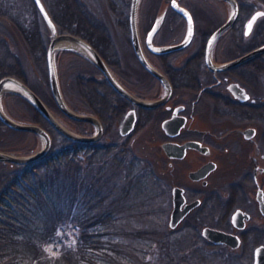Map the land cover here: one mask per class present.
I'll return each instance as SVG.
<instances>
[{"label": "rangeland", "instance_id": "374dc122", "mask_svg": "<svg viewBox=\"0 0 264 264\" xmlns=\"http://www.w3.org/2000/svg\"><path fill=\"white\" fill-rule=\"evenodd\" d=\"M79 1L90 22L100 26L108 34L109 42L104 41L106 44H102V40L99 42L98 38L97 41L108 59L103 57L108 60L123 83L139 95L152 96L161 92V83L144 69L131 44L129 27L131 0ZM240 1H242V10H248L246 18H249L255 10L264 9V0ZM44 2L46 4L47 0ZM180 2L193 12L196 22V36L188 51L197 49L201 41L206 43L212 31L223 23L230 13V4L226 0H180ZM163 11L167 17L166 20L164 19L165 23L163 22L161 31L155 35L154 42L181 40L184 37L186 20L171 7L168 0H141L138 18L142 40L145 39L156 17ZM39 16L41 40L45 46L44 60L36 57L35 52L19 34L14 22L2 18L0 19V36L3 38L0 42L1 55L9 64L14 62L20 64L23 76H17L42 97L62 122L77 131H92L91 124L67 116L54 99L46 62L51 32L40 13ZM244 28L245 24L223 33L215 45L216 59H226L241 52L242 49L237 46L236 41L238 34H245ZM249 37L245 38L246 45L249 41L264 40V15L256 20ZM178 56L182 57V60L186 56V51H181ZM151 57L155 59L157 65L162 66L159 58L153 55ZM57 63L62 91L67 102L75 110L94 113L92 104L80 90L78 80L79 77L90 75L104 77L102 72L86 57L71 50L59 51ZM172 63L176 65V60ZM263 81L264 76L260 85H264ZM4 105L13 118L37 122L46 127L53 137L52 150L60 151L74 143L60 134L43 119L32 104L17 94L6 93ZM122 118L123 116L119 117L113 125L107 127L104 137L97 142L102 146L116 144L117 147L109 155L102 157L100 151L97 158L90 160L87 154L78 153L72 156L74 163L63 158L57 165H52L50 169L41 172L44 192L33 200L27 217L29 224L40 230L45 224L52 223L56 225V230L61 225L75 226L77 240L69 246H64L62 250L74 248L79 243L81 233L78 217L87 209V200L97 195L98 198H104L103 212L109 211L115 217L109 227L105 229L104 226L102 227L106 231L102 239L108 240L101 251L102 264H163L165 256L166 258L176 256V252L172 250V242L176 241L178 244L183 234H186L184 232L186 223H182L179 229L169 226L173 205L172 188L176 185V168L173 159L162 147L166 136L161 127V118L154 117L142 121V126L136 127L127 136L119 132ZM39 145L40 140L36 133L15 130L0 120L1 150L29 153L37 150ZM123 148L126 150L121 151ZM19 166L21 165L0 161V174ZM95 212L99 213V210ZM214 222L217 224L216 218H213ZM193 235L191 244L193 246L196 244V248L202 245L201 251H203L205 246L202 239L196 234ZM43 248L49 253L46 242ZM55 256L58 255L53 257ZM205 261V264L226 263L213 259Z\"/></svg>", "mask_w": 264, "mask_h": 264}, {"label": "flooded vegetation", "instance_id": "af4514ba", "mask_svg": "<svg viewBox=\"0 0 264 264\" xmlns=\"http://www.w3.org/2000/svg\"><path fill=\"white\" fill-rule=\"evenodd\" d=\"M242 12L240 3L238 19L225 32L239 27L238 21ZM249 18H245L242 23L245 24L244 33ZM252 30L249 34H238L236 44L242 49L239 54L226 59H216L213 52L215 61L236 58L264 43V40H254L246 45L245 38H250ZM147 33L142 40L147 55L170 78L173 83V94L166 103L153 108L136 105L137 123L138 120L146 121L156 117L162 119V127L164 119L176 114V134L171 137L162 127L166 136L163 142L167 140L176 142V157L171 159L176 168V188H182L185 197L181 207L194 203L176 225V229H179L182 223H186L184 232L196 234L202 239L205 248L201 253L207 260H219L229 264H255L256 248L264 245V85H260L264 75H261L259 66L260 58H264V54L239 66L214 72L205 61L207 41L206 43L201 41L197 49L188 51L196 36V22L195 34L190 44L172 52L163 54L152 52L146 45ZM222 36L223 34L218 40ZM181 40L155 43L171 44ZM184 50L186 56L181 60L182 57L180 58L178 54ZM152 55L160 59L163 67L157 65ZM175 60L176 65L172 63ZM144 69L161 83V92L144 96L126 86L138 96L149 99L162 97L164 87L161 80ZM170 74L173 75L175 82ZM232 82L242 86L245 92L241 91V94H248V97L242 99L236 96L230 89ZM113 90L125 99L126 110L122 115L124 118L125 113L134 105L131 100ZM116 94H113V99H116ZM18 96L30 103L21 95ZM94 113L104 123L105 135L108 126L99 113L95 111ZM88 123L92 125V131L79 132L92 134L94 125ZM82 145L88 146L90 143ZM94 146L102 145L96 142ZM213 218L217 219V224L213 223ZM207 226L236 235L239 244L233 246L228 242H214L203 233ZM195 245L188 244L194 256L197 249ZM197 247L202 249V245Z\"/></svg>", "mask_w": 264, "mask_h": 264}, {"label": "trees", "instance_id": "16d2710c", "mask_svg": "<svg viewBox=\"0 0 264 264\" xmlns=\"http://www.w3.org/2000/svg\"><path fill=\"white\" fill-rule=\"evenodd\" d=\"M240 2L242 4V1ZM46 5L59 28L82 35L108 59L99 43L100 40L102 44H106L104 41L109 42L108 34L100 26L90 22L79 0H47ZM247 14L248 10L244 9L238 21L239 25L245 21ZM39 17L33 0H0V19H11L36 57L44 60L45 46L41 40ZM0 38V42L3 41L1 36ZM1 54L0 49V77L6 74L22 77L20 64L7 63ZM259 66L264 75V58H260ZM170 76L175 82L173 75ZM78 85L94 111L102 116L108 127L122 117L125 99L115 93L104 77L82 76L79 77ZM113 94H116V99H113ZM142 124V120H138L136 127ZM116 147V144L97 147L74 142L60 151L52 150L48 156L34 164L19 166L0 174V264H102L101 251L108 241L102 239L105 231L102 227L104 226V229L109 227L115 219L109 211L103 212L104 198H98L96 195L87 200V209L78 217L81 226L79 243L74 248L63 249L55 257L48 255L43 246L54 235L56 225L45 224L42 230L37 229L29 224L27 213L32 207L33 200L44 192V183L40 175L45 169L57 165L63 158L74 163L72 156L78 153L87 154L89 159L93 160L101 151V156L105 157ZM125 150L126 148H123L121 151ZM96 210H99V213H96ZM190 234L189 232L183 234L177 245L176 241L172 242V250L176 252V256L175 258L165 256L163 264H205L206 258L201 249L197 248L194 256L192 248L188 246L194 236Z\"/></svg>", "mask_w": 264, "mask_h": 264}, {"label": "water", "instance_id": "95a60500", "mask_svg": "<svg viewBox=\"0 0 264 264\" xmlns=\"http://www.w3.org/2000/svg\"><path fill=\"white\" fill-rule=\"evenodd\" d=\"M39 13L43 17L46 25L51 32V40L47 48L46 62L49 73V85L54 96V99L58 107L70 118L80 121H88L94 125V132L92 134H84L66 125L60 118L52 111L48 104L38 95L26 82L20 77L14 74H7L0 78V120L11 128L21 131H32L36 133L40 140L39 148L29 153H19L0 149V161L12 162L19 165H26L30 163L38 162L46 157L52 150L53 137L50 131L37 122L21 121L13 118L5 108L4 94L11 92L21 95L28 100L36 110L44 116L49 123L64 137L73 142L81 144L98 142L104 135V123L94 113L82 112L75 110L66 100L59 77L57 53L61 50H71L89 59L104 75L108 84L115 89L121 96L132 101L134 107L129 109L122 119L119 127L121 135H129L135 129L137 122L136 105L153 108L161 104L166 103L173 94V83L170 78L160 70L148 57L144 44L141 39L139 30V5L141 0H131L130 13H129V26L131 33V42L135 54L149 72L157 76L164 87L163 96L157 99H149L146 97L138 96L134 94L118 77L115 71L112 69L107 60L99 52V50L85 37L77 33L69 31H61L55 22L52 14L50 13L44 0H33ZM230 4V13L228 18L220 24L209 36L206 48H205V61L207 66L214 72L219 70H226L239 66L249 60L264 54V43L253 48L252 50L237 56L236 58L217 62L214 59V46L218 38L227 31L238 19L240 13L239 0H226ZM172 8L182 15L186 20V31L183 39L177 43L171 44H156L154 37L159 31L165 17V11L160 13L146 36V45L148 48L157 54H163L179 50L187 47L192 41L195 34V20L191 10L182 4L180 0H170ZM258 13H264L263 9H257L248 19L246 23L245 33L249 34L256 22L261 16ZM253 17L256 19L253 21ZM191 20V25L189 24ZM252 23L251 30L248 29V24ZM189 27H191V37H189ZM151 33V44L149 45V34ZM230 89L234 94L242 99L248 97V94L242 95L241 91L245 92V89L237 82L230 83ZM176 114L164 119L162 121V127L165 132L173 137L176 134ZM180 121V120H179ZM183 122V121H180ZM162 147L166 154L170 157H176V142L173 140H167L162 143ZM179 191V192H178ZM185 201V197L182 194V188L176 185L172 188V210L169 218V226L175 228L183 216L190 210L194 203H188L184 208L182 204ZM264 209V207H263ZM204 235L216 243L228 242L233 246L239 244L238 237L236 235L227 233L223 230L214 227H205L203 231ZM234 240V241H233ZM255 264H264V245L258 246L255 251Z\"/></svg>", "mask_w": 264, "mask_h": 264}, {"label": "built area", "instance_id": "2783aa9c", "mask_svg": "<svg viewBox=\"0 0 264 264\" xmlns=\"http://www.w3.org/2000/svg\"><path fill=\"white\" fill-rule=\"evenodd\" d=\"M76 230L77 228L71 225L59 226L56 235L47 241V250L50 254L56 255L63 246H69L75 242L77 239Z\"/></svg>", "mask_w": 264, "mask_h": 264}, {"label": "snow or ice", "instance_id": "6c2138e0", "mask_svg": "<svg viewBox=\"0 0 264 264\" xmlns=\"http://www.w3.org/2000/svg\"><path fill=\"white\" fill-rule=\"evenodd\" d=\"M173 3H175V0H173ZM257 15H264V13H258ZM252 19L254 21L256 19V17H253ZM189 24L191 25V20L190 19H189ZM251 27H252V23L250 22L248 24L249 31L251 30ZM191 34H192L191 27H189V37H191ZM150 44H151V33L149 34V45Z\"/></svg>", "mask_w": 264, "mask_h": 264}]
</instances>
